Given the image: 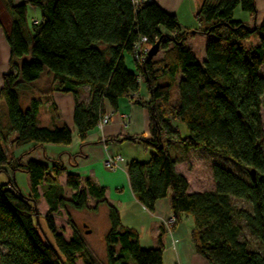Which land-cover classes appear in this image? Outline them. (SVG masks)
I'll list each match as a JSON object with an SVG mask.
<instances>
[{
	"label": "trees",
	"instance_id": "16d2710c",
	"mask_svg": "<svg viewBox=\"0 0 264 264\" xmlns=\"http://www.w3.org/2000/svg\"><path fill=\"white\" fill-rule=\"evenodd\" d=\"M3 1L12 19L6 30L12 53L0 100L16 134L11 144H32L34 150L72 143L64 123L38 127L42 99L32 98L23 109L20 95L27 91L74 93V124L82 143L105 115L104 102L116 111L119 100L128 98L148 112L149 137L118 134L105 142L129 141L153 150L148 161L132 160L126 166L137 201L153 212L159 200L169 197L176 223L187 215L194 222L195 252L208 264H264V17L258 22L256 0H205L195 14L199 26L190 30L182 29L176 15L155 0ZM30 7L40 11L31 26ZM237 7L252 23L234 19ZM197 33L213 36L202 62L186 44ZM253 37L256 45L246 43ZM157 42L158 54L150 59L144 50ZM125 54L133 58L135 71L126 67ZM178 76L175 103L170 88ZM141 83L149 94L146 101L140 96ZM84 86L90 93L87 102L76 93ZM175 121L184 123L189 135L182 137ZM6 139L0 133V173L9 176L6 184L0 183V264H99L70 210L97 213L106 204V189L75 173L67 175L63 187L59 178L66 169L61 160L24 163L6 152ZM178 147L230 158L244 172L213 164L214 188L190 192L187 177L177 170L184 161L175 153ZM19 171L28 175L27 195L16 183ZM89 199L97 205L91 207ZM241 202L252 209L239 207ZM108 214L106 264H129V259L163 264L162 247L143 249L137 230L122 224L114 205ZM244 228L259 241L258 249L251 248Z\"/></svg>",
	"mask_w": 264,
	"mask_h": 264
},
{
	"label": "crops",
	"instance_id": "0c3cea01",
	"mask_svg": "<svg viewBox=\"0 0 264 264\" xmlns=\"http://www.w3.org/2000/svg\"><path fill=\"white\" fill-rule=\"evenodd\" d=\"M14 1L18 4L22 3L23 0ZM155 1L165 12L176 15L182 29L190 30L197 28L194 26V21L196 20L195 14L205 0ZM256 8L258 9V22H261L264 17V0H256ZM34 20L38 21L39 18H34ZM11 23L12 19L7 8H5L4 1L0 0V90L3 87V75L11 71L9 59L12 52L6 37V30H9ZM210 39L209 37L207 41ZM124 58L126 67L131 71H135L133 58L128 54H125ZM45 79L43 78L38 81L37 84L40 88L45 85ZM88 90L86 86L76 90L80 101H88L90 95ZM139 91L141 98L145 101L148 100L149 94L143 83L140 84ZM20 96V104L23 109H27L32 98L40 96L42 104L37 114L38 127L55 128L64 123L72 132V143L68 146L44 145L34 150H31L32 144L18 146V148L13 146L11 141L16 134L12 133L9 129L8 108L3 100H0V133L2 138L7 137L4 145L9 155L14 158H18L19 156L24 163L29 162V160L44 163H50L48 160H61L66 169V172L59 178V183L63 187L66 185L67 175L74 173L83 179L90 178L96 184L104 187L107 192L105 196L106 204L99 205L97 213L102 210V213L109 219L108 207L109 205H114L120 214L122 224L137 230L139 245L143 249L163 248V264H208L200 254H196L195 252L192 239L194 222L189 215L183 216L172 229L166 227L165 221L173 216L169 197L159 200L153 212H150L137 201L127 177L126 166L130 161L135 160L133 156H129V147L124 146L129 141L105 142L106 138L117 137L118 134H144L149 137V116L143 107L130 102L128 98H121L118 102V109L114 111L110 103L104 102L105 113L111 115L110 122L103 129L97 126L94 130L88 132L87 139L82 143L77 126L74 124L73 115L76 106V96L74 93L64 94L54 91L49 93V95H41L38 91H27ZM181 128L179 126V129ZM199 150L201 149L183 152L179 147L175 150L176 155H179L184 160L182 163L176 165L177 170L184 177H187L188 181L189 177L187 176V171H183V165L192 159L195 152H200ZM144 151L148 152L149 150L144 148ZM118 156L122 160L118 161L116 165L112 167L106 165L108 160ZM71 161H75L74 166L71 164ZM189 163L191 165H188V168L186 167L188 171L193 170L194 167L192 162ZM17 173L15 172V176H17ZM212 188H214L213 185L210 189ZM189 191L197 192L202 190L192 188L189 181ZM90 200L94 201L89 199L88 203ZM95 203L97 204V202ZM90 206L95 207L96 205ZM43 214L41 213V216Z\"/></svg>",
	"mask_w": 264,
	"mask_h": 264
},
{
	"label": "rangeland",
	"instance_id": "374dc122",
	"mask_svg": "<svg viewBox=\"0 0 264 264\" xmlns=\"http://www.w3.org/2000/svg\"><path fill=\"white\" fill-rule=\"evenodd\" d=\"M28 23L31 26L33 23L34 18L40 19V11L37 8L30 7L28 11ZM234 19L247 21L249 23L252 22V19L249 17V14L246 11H243L240 7H237V10L234 13ZM196 27L199 26V23L195 20L194 21ZM193 26V25H192ZM212 38L213 36L206 35L204 33H197L190 35L187 39L186 44L190 48H192L195 55H197L198 59L202 62L205 58V47L207 45V39ZM251 43L256 45L258 41L256 38H251L246 43ZM158 57V56H157ZM260 74L264 75V68L261 69ZM181 79V76H178L176 80L173 81V85L171 86L170 92V100L173 102H178V89L177 83ZM43 107V106H42ZM262 109H261V119H263V129H264V97L262 99ZM175 125L181 126L182 128L179 130L182 137L189 135L186 125L182 122L175 121ZM185 130V131H184ZM187 132V133H186ZM125 147H129V156H133L137 161H148L151 157V153L153 150L149 149L148 152L144 151V146L141 143L139 144H132L128 142V144L124 145ZM196 150V149H195ZM193 150V151H195ZM200 152H195L194 156L188 163H184L183 171H187V176L189 177V181L192 188L201 189L202 191H208L213 185V176L211 175V165L213 164H220L225 166L228 169H231L233 172L243 173L244 170L239 167L233 160L230 158H226L219 154H214L208 151L201 149ZM263 151H264V144H263ZM203 153V155H202ZM204 156V157H202ZM209 156V157H207ZM132 158V157H130ZM204 158V159H203ZM193 164V170L191 169L188 171V165ZM16 183L20 186L21 191L23 194L27 195L30 192V184L28 180V175L24 172L19 171L17 176L15 177ZM9 180V176L5 173H0V183L6 184ZM90 205H97L94 201L89 202ZM248 204V205H247ZM239 203V207L247 208L248 210L252 209L251 204L249 203ZM99 208V207H98ZM70 215L73 223L78 227L82 237L85 238L87 247L91 250L94 259L100 264H106V247H105V235L110 229V222L107 216L102 213V210L98 213L92 211H78V210H70ZM87 226V227H86ZM41 228L45 229L47 232V227L45 226L44 219H41ZM90 231L87 233V231ZM243 236L250 241L252 249L259 248V241L253 236L247 228H244ZM129 264H134V261L129 259Z\"/></svg>",
	"mask_w": 264,
	"mask_h": 264
},
{
	"label": "built area",
	"instance_id": "2783aa9c",
	"mask_svg": "<svg viewBox=\"0 0 264 264\" xmlns=\"http://www.w3.org/2000/svg\"><path fill=\"white\" fill-rule=\"evenodd\" d=\"M143 41H145V39H143ZM149 51H150V48L146 47V49L144 50V53L146 54V52H149ZM110 120H111V115L108 113H105V115L101 118V120L97 126L100 129H103L110 122ZM121 160H122V158L118 156V157H115L113 159L108 160L106 165L112 167V166L116 165V163H118V161H121ZM175 224H176V222H175L174 216L169 217L165 221V225H168L169 227L174 226Z\"/></svg>",
	"mask_w": 264,
	"mask_h": 264
},
{
	"label": "water",
	"instance_id": "95a60500",
	"mask_svg": "<svg viewBox=\"0 0 264 264\" xmlns=\"http://www.w3.org/2000/svg\"><path fill=\"white\" fill-rule=\"evenodd\" d=\"M159 49H160V45H159V42H157V44H155V45L151 48L150 52L148 53V57H149L150 59H152L155 55L158 54ZM251 172H252V174H254V170H251ZM36 217H37V215H36ZM37 220H38V217H37ZM86 227H87V226H86ZM88 232H90V231L88 230L87 233H88Z\"/></svg>",
	"mask_w": 264,
	"mask_h": 264
},
{
	"label": "bare ground",
	"instance_id": "6f19581e",
	"mask_svg": "<svg viewBox=\"0 0 264 264\" xmlns=\"http://www.w3.org/2000/svg\"><path fill=\"white\" fill-rule=\"evenodd\" d=\"M150 50H151V49H150ZM149 52H150V51H149ZM149 52H148V53H149ZM98 128H99V127H98ZM175 222H176V221H175ZM175 226H176V224H175L174 226H171V227H169L168 225H166V227H167V228H170V229H172V228L175 227Z\"/></svg>",
	"mask_w": 264,
	"mask_h": 264
}]
</instances>
